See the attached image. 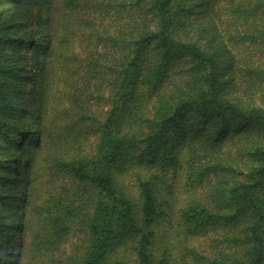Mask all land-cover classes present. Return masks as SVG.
I'll use <instances>...</instances> for the list:
<instances>
[{
  "label": "trees",
  "instance_id": "trees-1",
  "mask_svg": "<svg viewBox=\"0 0 264 264\" xmlns=\"http://www.w3.org/2000/svg\"><path fill=\"white\" fill-rule=\"evenodd\" d=\"M97 1L82 5L92 16L78 33L55 43L43 27L55 0H0V264H116L130 244L138 264H167L152 245L169 211L190 234L247 217L244 256L222 264H264V143L247 169L219 153L239 133L264 135V108L229 98L224 67L235 55L216 26L264 44V0ZM28 51L40 100L25 110ZM204 154L193 182L215 170L236 180L214 206L190 196L177 212L184 158Z\"/></svg>",
  "mask_w": 264,
  "mask_h": 264
},
{
  "label": "rangeland",
  "instance_id": "rangeland-1",
  "mask_svg": "<svg viewBox=\"0 0 264 264\" xmlns=\"http://www.w3.org/2000/svg\"><path fill=\"white\" fill-rule=\"evenodd\" d=\"M33 0H30L32 2ZM86 0H77L70 2L69 0H55V2L44 3L43 11L48 13L47 19L44 20L43 27L46 32L50 34L54 42L63 37V33L71 28L78 33L80 24L85 21L86 14L92 16L88 10L84 9L82 5ZM103 1V2H102ZM108 0H99L97 3H105ZM133 2L134 0H124ZM226 0L221 1V5H225ZM94 4V3H93ZM92 4V5H93ZM11 4H4L8 6ZM94 6V5H93ZM32 7V6H31ZM128 7V6H126ZM29 8H26L27 18L25 27L22 30V36L25 41L28 40L31 31V19ZM111 11L110 21L117 26L122 23V16H118ZM124 12V11H123ZM217 32L223 37V40L229 50L235 55V66L230 62L224 67L225 78L227 80L228 92L231 99L239 102L243 107H262L264 108V44L251 45L247 40H240L236 33L230 34L228 27L218 21L216 23ZM251 51V53H247ZM28 75L30 79L26 80L25 90L27 95L25 97L26 107L29 110L34 106L33 100H40L36 96L37 85L35 83L38 72V67L35 65V55L32 51H28ZM47 121L51 117V108L53 107L50 98H46L44 103ZM49 111H48V110ZM37 116L31 120V124L39 120ZM38 129H36L37 131ZM12 142L16 141L17 132L11 136ZM234 139H237L234 141ZM234 139H229L223 142V147L219 151L221 159L227 162L226 164H235L236 166L247 169L252 163L249 151L253 149L257 143H264V135L258 131H247L244 134L239 133ZM203 154V153H202ZM6 158L7 155H4ZM19 156V155H18ZM199 161L194 164L192 160L185 157L184 168L176 177V184H174V194L171 202H175L174 209L179 211L190 196H196L210 205L216 204L219 197L218 190L229 187L235 182V178L229 171L215 170L211 173L205 174L202 180L193 182L196 175L191 171L201 167V164L206 163L205 154L198 156ZM213 163V161H212ZM143 170V169H140ZM42 173V171H41ZM194 183V185H189ZM133 185V184H130ZM193 187V188H192ZM17 189L14 195V200L20 201L22 196ZM168 196H171L168 194ZM12 202V201H8ZM2 203H0V210ZM247 217L242 220H236L230 224H218L210 227L206 231L198 234H190L184 228H181V221L179 212L173 214L169 211L166 217H162L158 223L154 225L156 235L154 237L152 249L155 257L158 260H166L167 264H222V262L231 261L234 258L243 257L247 250V243L245 242V226L247 225ZM24 224L22 225L18 235L23 236ZM19 242H16V249L11 253L15 255L18 249ZM196 252L197 256L190 251ZM1 257H5L2 254ZM119 262L116 264H138L137 253L134 245H129L123 249L116 258ZM9 264L12 259H7ZM8 264V263H7Z\"/></svg>",
  "mask_w": 264,
  "mask_h": 264
}]
</instances>
